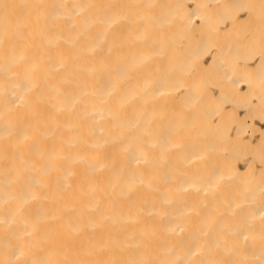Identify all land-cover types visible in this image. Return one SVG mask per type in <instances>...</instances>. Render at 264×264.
<instances>
[{
  "label": "bare ground",
  "instance_id": "obj_1",
  "mask_svg": "<svg viewBox=\"0 0 264 264\" xmlns=\"http://www.w3.org/2000/svg\"><path fill=\"white\" fill-rule=\"evenodd\" d=\"M0 264H264V0H0Z\"/></svg>",
  "mask_w": 264,
  "mask_h": 264
},
{
  "label": "snow or ice",
  "instance_id": "obj_2",
  "mask_svg": "<svg viewBox=\"0 0 264 264\" xmlns=\"http://www.w3.org/2000/svg\"><path fill=\"white\" fill-rule=\"evenodd\" d=\"M3 7L7 9L9 6L7 4H4ZM101 131H103V129H101Z\"/></svg>",
  "mask_w": 264,
  "mask_h": 264
}]
</instances>
